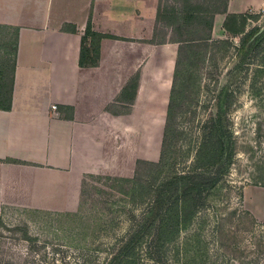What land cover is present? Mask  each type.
Here are the masks:
<instances>
[{
  "label": "rangeland",
  "instance_id": "1",
  "mask_svg": "<svg viewBox=\"0 0 264 264\" xmlns=\"http://www.w3.org/2000/svg\"><path fill=\"white\" fill-rule=\"evenodd\" d=\"M164 7L180 11L185 4L184 0H160L159 8ZM245 12L254 15L247 29L264 26V9ZM188 29L184 36L195 33ZM177 37L171 27L159 22L144 41L158 46L142 60L149 72L158 75L153 85L151 73L147 77L151 95L147 103V160L137 162L128 181L114 176H85L78 209H3L0 260L13 264H106L121 245L137 235L155 204L160 207L162 201H169L178 193L180 184L170 183L168 175L191 170L204 128L220 113L228 123L225 137L234 141L233 153L219 174L216 166L199 170L203 177L198 183L206 190L193 224L175 243L161 249L159 262H148L145 255L144 246L152 239L150 234L143 236L136 253L152 264H264V223L245 210L247 205L259 209L258 202L264 204V196H257L264 189V74L255 77L256 63L245 60L240 65L232 48L211 45L202 49L201 61L191 70L188 86L183 90L184 102L176 111L175 129L183 132L174 137L170 156L157 163L177 57ZM228 37L218 18L212 38ZM231 39L239 43V37ZM14 40L13 28L0 27V62L5 61L7 79ZM227 98L232 100L228 107ZM158 190L162 192L155 195ZM139 239L136 237V242Z\"/></svg>",
  "mask_w": 264,
  "mask_h": 264
},
{
  "label": "crops",
  "instance_id": "2",
  "mask_svg": "<svg viewBox=\"0 0 264 264\" xmlns=\"http://www.w3.org/2000/svg\"><path fill=\"white\" fill-rule=\"evenodd\" d=\"M159 5L160 0H0V25L18 29L11 106L0 109V219L3 209H78L85 176L131 178L137 161L147 160L151 72L142 60L158 47L144 41L159 24ZM260 9L264 0L226 5L229 13ZM218 18L221 26L224 14L215 15L212 33ZM88 21L115 39L101 41L96 66L81 67L80 39ZM64 25L77 31H62ZM136 76L134 98L121 97ZM157 78L151 73L150 84ZM258 204L245 210L264 223V204Z\"/></svg>",
  "mask_w": 264,
  "mask_h": 264
},
{
  "label": "trees",
  "instance_id": "3",
  "mask_svg": "<svg viewBox=\"0 0 264 264\" xmlns=\"http://www.w3.org/2000/svg\"><path fill=\"white\" fill-rule=\"evenodd\" d=\"M190 1L184 0L185 8L183 10L177 11L174 8L169 9L164 7L162 9L159 8L157 12V21L163 23L166 27H171L178 36L174 40L178 44L177 57L165 110L159 162L157 163H162L167 158L166 156H170V146L174 137L183 132L182 130L175 129L177 128V124L175 123L176 111L181 106V103L184 102L181 99L183 90L188 86L186 83L189 82L192 74L191 70L201 61L202 49L206 50L211 45L232 48L236 57L240 60V65L245 63V60L249 64L256 63L255 77L264 74V26H251L247 29L254 15L249 12H227V0H208L205 4H192ZM216 14H224L221 26L223 31L229 36L226 39L214 40L212 38ZM0 27L12 28L5 25H0ZM192 27L194 28L192 29ZM188 28H191L195 33L192 34L191 32L189 35L184 36V33L187 34V31L189 33L190 29ZM13 29L15 47L12 53L13 61L10 79H7L6 72L4 71L5 61L0 62V109L3 110H8L11 106L18 31L17 28ZM61 30L71 33L77 31L74 25H64ZM231 37H239V43L235 44ZM103 39H115V37L95 31L92 28L91 22L88 21L80 39L79 66L92 67L97 65L100 59V43ZM249 58H251V61H249ZM137 78V76L133 78L123 88L121 97L134 98L137 89ZM229 98L225 102V106L227 107L232 103V100ZM227 130L228 123L225 117L219 113L204 128L201 141L195 150L191 170L179 173L174 171L168 175L170 183L180 184L181 187L178 193L169 201H162L160 207L155 204L154 208L148 211L149 215L137 235L131 238L129 242L121 245L117 253L110 257L106 264H152L148 262L155 259L157 262L160 261L161 249L175 243L180 234L193 224L200 208L203 206V194L206 187L198 183V179L203 177L199 173V170L216 166V173L219 174L223 166L230 162L234 141L226 139L225 132ZM137 162L142 163V161ZM157 163L149 162V165H157ZM118 179L122 181L130 180V178L121 177H118ZM149 186L151 185L149 184ZM149 190L151 189L149 188ZM159 192L162 191L158 190L154 194L158 195ZM138 234H141V236ZM149 234L152 235V239L150 243L144 246L145 255L149 261L145 262L136 252L138 248H141L140 241L143 239V236ZM136 237H140L139 242H136ZM0 264L13 263L8 260H0Z\"/></svg>",
  "mask_w": 264,
  "mask_h": 264
},
{
  "label": "built area",
  "instance_id": "4",
  "mask_svg": "<svg viewBox=\"0 0 264 264\" xmlns=\"http://www.w3.org/2000/svg\"><path fill=\"white\" fill-rule=\"evenodd\" d=\"M54 109H55V107H54Z\"/></svg>",
  "mask_w": 264,
  "mask_h": 264
}]
</instances>
